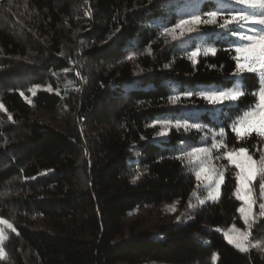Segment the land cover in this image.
<instances>
[{"label":"trees","instance_id":"1","mask_svg":"<svg viewBox=\"0 0 264 264\" xmlns=\"http://www.w3.org/2000/svg\"><path fill=\"white\" fill-rule=\"evenodd\" d=\"M196 3L0 0V217L16 229L6 228L2 264H264L260 193L249 237L259 247L241 252L224 235L244 224L235 168L224 170L218 199L200 204L182 158L221 140L254 158L264 151L255 133L233 131L257 108L262 84L259 73L235 74V48L247 41L214 25L179 40L162 35ZM217 3L228 0H199L200 11ZM253 27L230 26L246 35ZM237 84L246 94L234 102L199 95ZM161 120L201 127L159 136ZM172 202L178 215L164 206Z\"/></svg>","mask_w":264,"mask_h":264},{"label":"snow or ice","instance_id":"2","mask_svg":"<svg viewBox=\"0 0 264 264\" xmlns=\"http://www.w3.org/2000/svg\"><path fill=\"white\" fill-rule=\"evenodd\" d=\"M232 3L240 5V9L230 8L229 5ZM193 9V11L185 13L186 18L182 17L171 28H165L162 35L170 36L172 40H179L189 34L199 33L202 25H214L220 29H225L231 35H238L241 39L247 41V43L235 48V74L239 75L244 72L259 73L262 77V84L258 93L257 108L245 113L239 121L235 122L233 131L237 139L250 136L252 133L264 139V0H228L227 4L217 3L214 10L206 12L200 11L199 0H197V3L193 5ZM244 9L250 11H245ZM231 25H238L240 28H243L244 25L258 27L250 29L253 32L252 35H246L243 32L233 30L230 28ZM200 52L201 50L198 48L188 53L189 59L195 62V58ZM215 52L216 49L214 47H206L203 49L204 55H214ZM47 90L52 91L50 87ZM30 91L35 95V89H30ZM244 94L246 93L241 84L234 85L233 88L226 91L199 93L210 104L223 103L225 101L234 102ZM21 95L23 96L24 93L21 92ZM184 95L192 96L193 93L186 92ZM179 100V95H174L169 98V102L174 105ZM28 102L31 103V101ZM0 111H6L2 104H0ZM8 119L12 120V116L9 115ZM156 124H159L161 127V131L157 134L159 136L166 135L170 126L177 128L184 127L185 129L201 127L199 124H182L179 121L173 125L168 120L154 122L153 126ZM219 134L223 137V129H221ZM220 148H225L223 158L227 159L230 164L235 165L236 169H238L235 174L236 187L234 195L237 200L242 202L237 211L240 213V218L246 226V230L244 231H241L235 225L231 226L224 233L225 239L239 251L248 252L250 247H259L258 244H252L249 237L251 235L252 224L256 220V213H254L253 207L257 201L254 196L253 184L257 179H259L260 199L264 200V152L261 153L258 160H254L253 156L249 155L247 149L244 147L228 151L223 140L214 142L211 146V149L219 150ZM211 149L207 147H194L191 151L182 154V158L186 163L198 164L194 172L198 187H206L208 189V194L204 199H199L197 196L200 204H204L207 199L217 200L220 195V186L224 182V170L212 163L213 156ZM215 159L219 160L221 157L216 156ZM138 178L139 173L133 177V182ZM193 195L195 196L196 193L194 192ZM188 207L191 208L193 205L189 204ZM259 209L258 215L264 217V203L259 204ZM5 228L11 229L12 232L16 231L12 223L0 218V260L6 258V253L2 246L4 241L8 239V236L5 234ZM212 260L213 262L217 260L216 254H213Z\"/></svg>","mask_w":264,"mask_h":264},{"label":"rangeland","instance_id":"3","mask_svg":"<svg viewBox=\"0 0 264 264\" xmlns=\"http://www.w3.org/2000/svg\"><path fill=\"white\" fill-rule=\"evenodd\" d=\"M212 91H226V90H221V89H217V88H215V87H211L210 89L205 90L204 92H212ZM171 124H172V123H171ZM157 125H159V124H157ZM158 127H159V130H161L160 125H159ZM214 142H218V141H211L210 143H205L204 145L199 146L198 148L207 147V148L211 149V146H212V144H213ZM227 150H228V151H231V150H229V149H227ZM189 151H191V150H189ZM211 151H212V156H213L212 163L215 164L217 167L223 168V170H225L226 167H227L228 165H231V166H233V167L235 168L236 172L238 171V169H236L235 165L230 164V163L228 162L227 159H224V158H223V152L225 151V148H220L219 150L211 149ZM263 152H264V151H263ZM249 155H250V154H249ZM216 156H220L221 159L216 160V159H215ZM253 159H254V160H258L259 157H258V158H254V157H253ZM190 165L192 166V168H194V172H195L196 168L198 167V164L193 163V164H190ZM196 181H197V180H196ZM197 183H198V182H197ZM197 185H198V184H197ZM198 188H199L198 192H200V193L202 194L201 198H205V197L207 196V194H208V189H207L206 187H198ZM253 188L259 192V189H258V188H259V179H257V180L254 182V184H253ZM263 202H264V200H262L261 203H263ZM241 203H242V202H241ZM164 206H165L166 208H168L169 210H171V212H172L173 214H177V210H178V209H177V207H176V203H175V202H172V203H169V204H165ZM240 206H241V205H240ZM240 206H239V207H240ZM173 208H174V210H173ZM177 215H178V214H177ZM0 218H2V217H0ZM231 226H233V225H231ZM231 226H229L228 228H226V229L224 230V233L227 232V230H228ZM235 226H236V225H235ZM236 227L239 228L241 231L246 230V227H245L244 224H243L242 227H240V226H236ZM5 231H6V228H5ZM226 240H227V239H226ZM227 242H228V240H227ZM231 245H232V244H231ZM2 246H3V245H2ZM0 264H2V260H0ZM108 264H147V262H144V261H142V260H138V261L133 262V263L112 262V263H108Z\"/></svg>","mask_w":264,"mask_h":264}]
</instances>
